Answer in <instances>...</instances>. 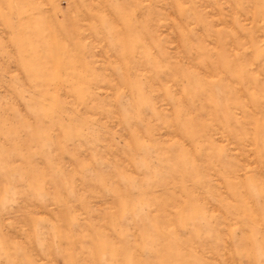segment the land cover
I'll return each instance as SVG.
<instances>
[{"label":"rangeland","instance_id":"374dc122","mask_svg":"<svg viewBox=\"0 0 264 264\" xmlns=\"http://www.w3.org/2000/svg\"><path fill=\"white\" fill-rule=\"evenodd\" d=\"M0 264H264V0H0Z\"/></svg>","mask_w":264,"mask_h":264}]
</instances>
